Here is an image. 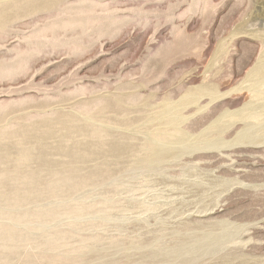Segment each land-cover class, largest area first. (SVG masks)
<instances>
[{
	"label": "rangeland",
	"instance_id": "1",
	"mask_svg": "<svg viewBox=\"0 0 264 264\" xmlns=\"http://www.w3.org/2000/svg\"><path fill=\"white\" fill-rule=\"evenodd\" d=\"M263 92L264 0H0V264H264Z\"/></svg>",
	"mask_w": 264,
	"mask_h": 264
},
{
	"label": "bare ground",
	"instance_id": "2",
	"mask_svg": "<svg viewBox=\"0 0 264 264\" xmlns=\"http://www.w3.org/2000/svg\"><path fill=\"white\" fill-rule=\"evenodd\" d=\"M261 83H262V82H261ZM254 92H256V90H255ZM263 93H264V92H263ZM208 94H210V93H208ZM258 94H259V92H258ZM254 95H255V93H254ZM256 95H257V94H256ZM256 95H255V96H256ZM255 96H254V97H255ZM260 96H262V95H260ZM258 97H259V96H258ZM258 97H257V98H258ZM260 98H261V97H260ZM263 99H264V97H263ZM213 100H217V98H215V97H210V101L212 102ZM209 103H210V102H209ZM247 108H250V107H247ZM252 108H253V107H252ZM252 108H250L248 111H251ZM258 108H259V107H258ZM262 108H264V107H262ZM246 111H247V109H246ZM263 112H264V111H263ZM230 117H231V116H230ZM262 126H263V125H262ZM263 127H264V126H263ZM263 127H262V128H263ZM247 134H248V133H247ZM247 134H245V135H247ZM263 136H264V135H263Z\"/></svg>",
	"mask_w": 264,
	"mask_h": 264
}]
</instances>
